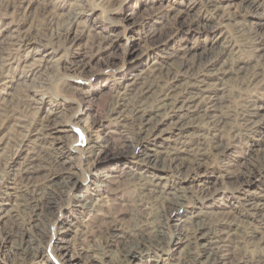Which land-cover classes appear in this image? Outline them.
Instances as JSON below:
<instances>
[{
	"label": "rangeland",
	"instance_id": "rangeland-1",
	"mask_svg": "<svg viewBox=\"0 0 264 264\" xmlns=\"http://www.w3.org/2000/svg\"><path fill=\"white\" fill-rule=\"evenodd\" d=\"M252 1L0 0V264H187L197 250L205 264L216 244L214 264H260L264 121H242L264 119V0ZM29 182L42 183L30 218Z\"/></svg>",
	"mask_w": 264,
	"mask_h": 264
},
{
	"label": "bare ground",
	"instance_id": "bare-ground-1",
	"mask_svg": "<svg viewBox=\"0 0 264 264\" xmlns=\"http://www.w3.org/2000/svg\"><path fill=\"white\" fill-rule=\"evenodd\" d=\"M253 2V4L255 5V6H258V0H253L252 1ZM251 2V3H252ZM215 9H219V7H214ZM79 15H80V13H75L74 14V16H73V19H72V21H71V24L69 25V27L67 28V32L66 33H68V34H70V32H71V25H76V26H78V24H80V17H79ZM75 26V27H76ZM63 32V31H62ZM68 34H66V36H68ZM80 35V34H79ZM10 58H8V59H6V60H9ZM200 82H204L203 81V79H201L200 80ZM145 89V88H144ZM197 90V89H196ZM147 92V91H146ZM200 92V91H199ZM145 93V92H144ZM143 93V94H144ZM170 93H171V87H168L167 88V90H166V92H161L160 94H159V97H160V101L159 102H166V100H168V99H171L172 98V96L170 95ZM189 93H191V94H193V93H195V91H190ZM193 96L194 95H191L190 96V98H193ZM200 96V95H199ZM194 98H196V96L194 97ZM185 103H188V104H192V102H193V100L191 101V100H187V101H184ZM215 102L216 101H214L213 99H209V101H208V106L206 107V109H212L213 108V106H215ZM135 110L133 111L136 115H138V116H135L134 117V115H133V118H132V120L133 121H135V122H137V124L141 127L144 123H146L147 121H148V119L145 117L146 116V114H147V109L145 108V107H143V106H137V107H135L134 108ZM216 109V108H215ZM20 112V111H19ZM257 115V113L256 112H254V111H248V113L247 114H245V115H243V117H242V121L244 120V123H246V125H247V127H252V128H254L257 124H259L260 122H263L264 121V119H260V121L258 122V121H255L254 120V118H252V117H255ZM122 115L120 114V115H118V117L117 118H120ZM217 116L216 115H214L213 116V118L212 117H209L208 116V118H210V121H209V123H210V125H213L216 121H217V119H215ZM214 119V120H213ZM45 122H46V125L44 124V128H46V130L49 128H52L50 125H49V121H48V117H46V119H45ZM48 131V130H47ZM99 140V139H98ZM50 157V163H54V162H56V158H55V156L53 155H51V156H49ZM146 157H149L147 160L150 162V161H155L156 160V157L154 156V155H152V154H147L146 155ZM38 158V157H37ZM30 160V162L28 163V166H26L27 168H25V169H21L20 171H19V173L17 174V175H15V181L17 180V183L20 181L21 183H22V181L23 180H30V176H29V174H26V173H28L29 172V170L30 169H38L39 168V165H37V164H34V162H36L35 160H38V159H36V158H30L29 159ZM180 165H182V163H179V164H177V167H180ZM22 173H25V174H22ZM42 183H40L39 184V182L37 183V182H33V183H28L26 186V191H23L22 193L24 194H22V196H21V198H23V207H24V209L25 208H28L29 210L28 211H26L25 212V214L26 215H28L29 216V218H30V216H31V213L34 211V209H33V203H32V196L30 195V192L32 193V194H38V188L40 187V186H42L41 185ZM19 185V184H18ZM19 192V191H18ZM171 196V195H170ZM174 196V195H173ZM162 197V196H161ZM178 199L179 197L178 196H174V197H172V198H169V197H163V199H164V201L167 203L166 204V208L168 207V208H170L171 207V209H172V206L173 205H178V203L176 202V200L175 199ZM168 205H170V206H168ZM21 206V205H20ZM246 206H247V208L249 209V210H252V212L255 214V213H257L256 211L257 210H259V208H258V206H257V204H255V203H253V201L251 202V201H247V204H246ZM144 208V207H143ZM165 213V212H164ZM165 215V214H164ZM161 216V215H160ZM15 222V221H14ZM14 222H12L11 224H9L8 225V227L6 228L7 229V232L9 231L10 232V234H11V232L13 233V234H18L19 235V237H20V240H21V245H19L20 246V248H21V253H24V254H26V255H32L33 254V256H34V253L32 252V248H30L29 246L27 247V246H25V247H23V245H22V235H24V230L23 229H21V231L19 230V228H17L16 226H15V223ZM204 225V224H203ZM201 226V225H200ZM206 226V225H205ZM20 227V226H19ZM138 228V227H137ZM109 229L112 231V230H115V231H112V232H114V233H116V230H118V228L116 227V226H109ZM157 230V229H156ZM217 230V229H216ZM8 232V233H9ZM157 232H160V230H157ZM43 234H44V232H43ZM156 234H159V233H156ZM156 234H154V235H152L151 237H147V238H145V233H143V232H140L139 234H137V236H138V238H139V240L143 243H145V242H147L148 240H149V242L151 241H153V242H156V243H158L159 245H160V243L161 242H164V240H162V239H157V235ZM214 234H216V232H214ZM116 236H120L119 234H115ZM216 235H218V234H216ZM221 235V234H220ZM215 237V236H214ZM217 237V236H216ZM223 237V236H222ZM154 238V239H153ZM151 239V240H150ZM218 239H220V238H218ZM204 240V239H203ZM149 242H148V244H149ZM108 243V242H107ZM222 246L223 245H221V244H216L215 246H211L210 247V253H209V255H210V259L211 260H208L207 261V263H205V264H214V263H216V262H218V260L224 255V254H222L221 252H222ZM137 249H140V246H139V244H135V245H131V246H128V247H126V249H125V251H124V254H125V256H127L128 254H131L132 256H135V253L137 252L136 250ZM206 251V250H205ZM201 254V250H197L196 251V254H195V258L197 257V256H199ZM22 255V254H21ZM59 255L61 256V259L64 261V260H66L67 259V257H66V255L64 254V253H62V254H60L59 253ZM194 258V256H192L191 257V260L187 263V264H194V260H196ZM21 262L19 263V264H26L25 263V259H24V255H23V257H21ZM259 262H260V264H264V259L262 260H260L259 259ZM201 264H203V263H201Z\"/></svg>",
	"mask_w": 264,
	"mask_h": 264
}]
</instances>
